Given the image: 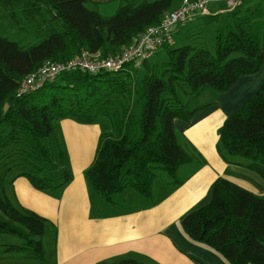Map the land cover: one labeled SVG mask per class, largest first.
Instances as JSON below:
<instances>
[{
    "label": "trees",
    "instance_id": "trees-1",
    "mask_svg": "<svg viewBox=\"0 0 264 264\" xmlns=\"http://www.w3.org/2000/svg\"><path fill=\"white\" fill-rule=\"evenodd\" d=\"M173 1L123 0L112 16L104 17L88 8L89 0H0L15 26L33 30L40 39L22 47L0 37V233L23 240L5 252L45 259L46 219L10 200L6 176L23 166L21 176L38 191L70 184L65 154L51 142L59 121L93 124L107 118L113 132L99 137L86 170L89 184L108 203L126 188L150 198L156 170H164L177 183L178 168L194 160L179 144L174 122L189 123L201 108L189 109L180 93L199 96L204 87L227 92L241 78L260 71L264 0H240L232 10L199 16L201 25L216 26L212 51L190 41L177 46L171 30V40L159 48L166 60L149 65L153 54L144 61L140 81L133 77L136 68L127 65L96 75L65 73L38 92L18 95L22 82L49 61L66 62L82 52L104 58L127 49L148 27L178 9L171 10ZM201 33L188 29L179 41L199 39ZM217 149L226 163L264 181V82L226 119ZM179 225L190 241L212 249L228 264H264V196L227 179L218 178L210 201L186 214ZM115 264L142 263L122 259Z\"/></svg>",
    "mask_w": 264,
    "mask_h": 264
},
{
    "label": "crops",
    "instance_id": "crops-1",
    "mask_svg": "<svg viewBox=\"0 0 264 264\" xmlns=\"http://www.w3.org/2000/svg\"><path fill=\"white\" fill-rule=\"evenodd\" d=\"M120 1L89 0L94 6L104 5L103 10L114 7V11ZM100 7L96 6L98 12ZM224 9L223 2L211 4L208 14ZM198 18L193 16L185 23H194ZM263 82L264 65L257 74L241 78L227 92L201 90L198 98L202 94L203 98L193 107L201 109L192 120L174 122L179 144L194 160L178 168L177 183L164 170H156L150 198L126 188L113 197V203H108L89 184L86 170L93 162L99 137L113 132L107 118H99L93 124L73 119L59 121L51 142L65 154V163L72 172L70 184L38 191L22 173L6 183L7 195L14 204L46 219L42 241L45 246L44 237L48 230L52 232L48 245L51 249L47 254L45 251L44 260L14 253L0 258V264H115L122 259L142 264H197L190 256L202 264H228L212 249L190 241L179 222L210 201L212 185L220 177L264 195L263 180L241 166L226 163L217 149L226 119ZM6 245L17 244L2 246Z\"/></svg>",
    "mask_w": 264,
    "mask_h": 264
},
{
    "label": "built area",
    "instance_id": "built-area-1",
    "mask_svg": "<svg viewBox=\"0 0 264 264\" xmlns=\"http://www.w3.org/2000/svg\"><path fill=\"white\" fill-rule=\"evenodd\" d=\"M219 2H223L228 10L240 5V0H182L178 9L165 16L160 24L148 27L127 49L104 58L82 52L66 62L49 61L22 82L18 95L38 92L65 73L82 72L96 75L103 71L118 72L127 65L141 67L157 49L171 40L173 26L186 22L196 15H208L209 5Z\"/></svg>",
    "mask_w": 264,
    "mask_h": 264
},
{
    "label": "rangeland",
    "instance_id": "rangeland-1",
    "mask_svg": "<svg viewBox=\"0 0 264 264\" xmlns=\"http://www.w3.org/2000/svg\"><path fill=\"white\" fill-rule=\"evenodd\" d=\"M148 1H154V0H148ZM181 1L182 0H174L172 3L171 10L180 6ZM120 2H121V4H123V0H121ZM118 5H119V3L117 4V7H118ZM261 5H262L261 9L264 12V1H262ZM87 6H88V8L97 11L96 6L100 7V4H97L94 6L93 3L89 2L87 4ZM101 6L104 7V5H101ZM102 7H100L99 12L98 11L97 12L104 17L112 16L115 13V11L117 10V7H116L115 11H114V7L109 9V10H103ZM196 16H199V15H196ZM262 20L264 21V16H263ZM193 26H196V27H193ZM191 28L194 29L196 31V33L203 32L199 35L200 38L192 40L194 38L193 36H190V37L187 36L188 39H185L183 42L179 41L182 34ZM215 29H216V26L214 24H211L207 27L201 25L200 19H197L194 23L186 24L185 22H183V23H179V24L172 27V31L174 33V39L176 40L177 46L183 45L184 43L190 41L191 44H195L197 46H203V47H205L211 51L213 50L212 46H213V42H214V38H215ZM0 37L6 38L9 41L17 43L22 47L34 45L37 42H39V40H40L34 34L33 30H30V29L28 30V28L26 30H24V29H20L19 27L15 26V24L12 22L11 18L7 15L6 11L2 7H0ZM158 60H162V61L166 60V55L164 53H162L161 50H159L156 55H153V57H151L149 59L148 63H149V65H152L154 62H156ZM145 72L146 71H145L144 67H139V68L136 67V73L133 77H135L137 81H140L144 77ZM261 85H260V87H261ZM204 89L212 90L211 88H208V87H204ZM257 90H255L253 94H255L257 92ZM198 97L199 96H194V97L186 96L183 93H180L181 102L183 104H186L189 109H193L195 104L203 98V94L200 96V98H198ZM206 98H207V95H206ZM208 98H210V97H208ZM139 112H140L139 108L137 107L135 110V114L137 117L139 116ZM104 126H105V124L103 125V127ZM46 143L47 144L50 143L49 139L46 140ZM231 158L245 161L242 158H238V157H234V156H232ZM23 171H24L23 166H15L6 176V183L8 184L12 177L16 176L17 174L23 173ZM52 235H53V233L52 232L49 233V230H48L47 234L44 237L45 246L43 245V247H44V251H46V254L51 249L48 245H49L50 239L51 240L53 239ZM22 242H23V240L17 235L1 234L0 233V258L4 257L6 255L7 256L15 255L13 252H9V251L5 252V248L8 245H6L4 247L2 245H4V244H17V245H19ZM20 255L27 257L28 253L23 252Z\"/></svg>",
    "mask_w": 264,
    "mask_h": 264
}]
</instances>
